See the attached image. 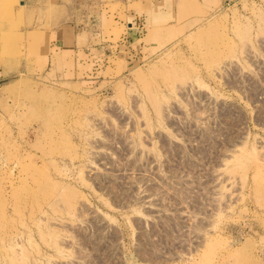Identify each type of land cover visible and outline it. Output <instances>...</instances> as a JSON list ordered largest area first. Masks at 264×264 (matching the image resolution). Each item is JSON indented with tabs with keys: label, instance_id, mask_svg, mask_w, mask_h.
<instances>
[{
	"label": "rangeland",
	"instance_id": "374dc122",
	"mask_svg": "<svg viewBox=\"0 0 264 264\" xmlns=\"http://www.w3.org/2000/svg\"><path fill=\"white\" fill-rule=\"evenodd\" d=\"M188 2L0 0V264H264V0Z\"/></svg>",
	"mask_w": 264,
	"mask_h": 264
},
{
	"label": "crops",
	"instance_id": "0c3cea01",
	"mask_svg": "<svg viewBox=\"0 0 264 264\" xmlns=\"http://www.w3.org/2000/svg\"><path fill=\"white\" fill-rule=\"evenodd\" d=\"M22 9H30L31 7L42 8L50 2L56 4L58 8L61 0H18ZM126 4V14L130 18L127 21L130 30L144 29L149 26L160 27L171 23L178 19L180 15L179 6L182 0H122ZM194 2L195 5L213 6L219 4L220 0H188ZM226 2L227 0H222ZM188 2V3H189ZM132 5V6H130ZM129 6L131 9H129ZM69 8V7H68ZM70 13V8H69ZM67 11V12H68ZM185 13V12H184ZM64 24V26H63ZM66 24V25H65ZM40 31L47 33L53 38V44H59L62 38L75 34V28L70 23L61 22L58 26L46 27L41 26Z\"/></svg>",
	"mask_w": 264,
	"mask_h": 264
}]
</instances>
